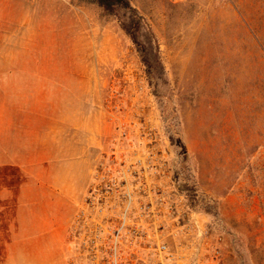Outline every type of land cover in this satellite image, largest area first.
Masks as SVG:
<instances>
[{
	"label": "rangeland",
	"instance_id": "374dc122",
	"mask_svg": "<svg viewBox=\"0 0 264 264\" xmlns=\"http://www.w3.org/2000/svg\"><path fill=\"white\" fill-rule=\"evenodd\" d=\"M126 1L0 0V264H90L93 192L133 264H264V0Z\"/></svg>",
	"mask_w": 264,
	"mask_h": 264
},
{
	"label": "built area",
	"instance_id": "2783aa9c",
	"mask_svg": "<svg viewBox=\"0 0 264 264\" xmlns=\"http://www.w3.org/2000/svg\"><path fill=\"white\" fill-rule=\"evenodd\" d=\"M92 197L86 199L85 205L77 211L73 219V227L76 231L84 229L86 244L82 247V257L90 264H133L131 256L135 255L132 246L123 245L124 242H134L138 235L139 224L132 217L133 199L127 200V206L123 212L121 223L118 226L104 228L101 222L91 223L99 220L96 216L104 213V210L113 203L103 200L93 192ZM168 205V200L162 201ZM140 217L148 214L151 208L143 207ZM90 227H93L90 229ZM72 234V233H71ZM151 255L159 260L158 264H178L176 255L166 244H159L156 248L151 247ZM72 264H76L73 262ZM85 264V263H82Z\"/></svg>",
	"mask_w": 264,
	"mask_h": 264
},
{
	"label": "trees",
	"instance_id": "16d2710c",
	"mask_svg": "<svg viewBox=\"0 0 264 264\" xmlns=\"http://www.w3.org/2000/svg\"><path fill=\"white\" fill-rule=\"evenodd\" d=\"M101 6L102 8L107 12V13H111V12H114L115 10H121V9H128L132 12H134V9L131 7V5L126 1V0H96ZM139 25V22L138 20H131V24L130 25H125V29L127 31H129L130 29V34L133 38V40L135 41L137 38H136V35L135 33H132L133 31H135L136 29H133L134 26H138ZM144 62L147 64L149 63V58H148V55L147 53L144 55ZM5 102L2 101L0 102V107L3 105L4 106ZM7 107V106H5ZM2 108V107H1ZM14 109V108H13ZM0 116H3L0 112ZM14 156V155H13ZM17 159V158H16ZM7 163L6 161H3L1 160L0 158V165L2 164H5ZM16 161H14V163L12 164H15L16 165Z\"/></svg>",
	"mask_w": 264,
	"mask_h": 264
},
{
	"label": "crops",
	"instance_id": "0c3cea01",
	"mask_svg": "<svg viewBox=\"0 0 264 264\" xmlns=\"http://www.w3.org/2000/svg\"><path fill=\"white\" fill-rule=\"evenodd\" d=\"M72 222H71V225H70V229H69V231H68V233H69V236H68V239H70V236H71V233H72V230H73V219L71 220ZM71 246L69 245V247L68 248H70ZM69 250V249H68ZM68 264H70V260H69V262H68ZM72 264V263H71Z\"/></svg>",
	"mask_w": 264,
	"mask_h": 264
}]
</instances>
